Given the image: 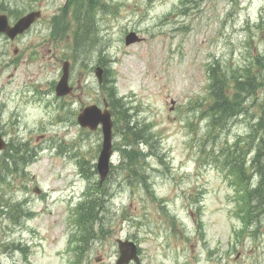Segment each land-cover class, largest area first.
<instances>
[{
    "label": "rangeland",
    "instance_id": "obj_1",
    "mask_svg": "<svg viewBox=\"0 0 264 264\" xmlns=\"http://www.w3.org/2000/svg\"><path fill=\"white\" fill-rule=\"evenodd\" d=\"M67 4L0 0L12 22L43 14L15 40L0 33V133L14 157L0 153V264H116L117 240L137 245L140 264H264V198L245 209L246 192L264 190V165L253 168L256 144L247 145L252 130L264 137V89L225 126L208 108L209 64L247 67L264 55V0H94L89 14L57 19ZM65 61L74 91L60 98ZM105 102L116 116L130 109L154 139L126 159L114 123L101 183L102 130L78 116ZM91 193L105 204L90 206L89 222L98 220L87 235L74 217Z\"/></svg>",
    "mask_w": 264,
    "mask_h": 264
},
{
    "label": "trees",
    "instance_id": "obj_2",
    "mask_svg": "<svg viewBox=\"0 0 264 264\" xmlns=\"http://www.w3.org/2000/svg\"><path fill=\"white\" fill-rule=\"evenodd\" d=\"M94 0H68V4L65 8V11L57 17V19H65L66 12L68 9H72L75 14H80L83 9L85 13L89 14L93 8ZM79 39V38H78ZM108 73V71H107ZM210 77L213 81L212 87L210 88V97L209 110L213 114L214 123H219L223 121H229L233 117H236L244 112V105L247 99L253 95L256 90L264 86V57L260 56L256 60L252 61L249 66L243 68L242 70H234L233 68L220 69L219 64H215L210 68ZM123 120L125 121V130L123 133H126L127 137V147L125 146L123 151L128 159L132 154L141 156L140 150L137 146H140L142 141L144 143H149L148 140V129L141 127L136 123L129 114V111H124ZM120 118L117 119L120 121ZM264 158V138L259 140L257 144V154L253 159L255 166H258L259 163ZM130 159V158H129ZM125 160V159H123ZM139 161H137L138 164ZM6 166V165H5ZM259 169V166L257 167ZM259 172H262L259 170ZM259 190H254L251 192V197L253 199H260ZM255 194L256 196H253ZM93 195L90 194L79 206L78 213L81 212L82 217H80V223L87 226H90L89 234L92 232L94 223L89 222V216L87 212L92 207L93 211L98 210L99 213H102V207L104 204V199H95L97 196H94L92 200H89ZM87 217V219H86Z\"/></svg>",
    "mask_w": 264,
    "mask_h": 264
},
{
    "label": "water",
    "instance_id": "obj_3",
    "mask_svg": "<svg viewBox=\"0 0 264 264\" xmlns=\"http://www.w3.org/2000/svg\"><path fill=\"white\" fill-rule=\"evenodd\" d=\"M41 17L40 12H31L28 15L21 18L14 27H10L8 19L6 16L0 15V32L7 34L11 39H14L16 36L23 34L27 31L35 21ZM135 36L132 34L128 39H131ZM136 38V36H135ZM139 41L138 38H136ZM69 68L70 65L68 62L63 64V76L56 87V92L58 96H65L72 92V89L69 88ZM97 75L99 81H102L103 70L101 68L97 69ZM111 115L108 111L104 113L101 112L97 107H90L83 111L79 116V122L83 127H90L95 130L98 128L99 124L103 125L104 132V142L103 149L99 158L98 170L101 176V183L106 179L110 171V159L112 155V134H111ZM5 145L0 138V150L4 148ZM36 192H39L36 190ZM119 248L121 251V257L117 264H128L132 259L135 261L138 260L137 256V247L133 242H122L119 241Z\"/></svg>",
    "mask_w": 264,
    "mask_h": 264
}]
</instances>
